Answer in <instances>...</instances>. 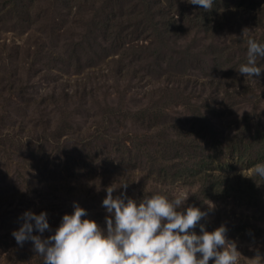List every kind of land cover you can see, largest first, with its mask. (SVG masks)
I'll list each match as a JSON object with an SVG mask.
<instances>
[{
  "label": "rangeland",
  "instance_id": "1",
  "mask_svg": "<svg viewBox=\"0 0 264 264\" xmlns=\"http://www.w3.org/2000/svg\"><path fill=\"white\" fill-rule=\"evenodd\" d=\"M244 29H248L243 36ZM264 0H0V264H43L12 235L74 202L106 228L107 187L138 202L179 190L264 264ZM264 68V57L257 59ZM209 264H212L210 260Z\"/></svg>",
  "mask_w": 264,
  "mask_h": 264
},
{
  "label": "clouds",
  "instance_id": "2",
  "mask_svg": "<svg viewBox=\"0 0 264 264\" xmlns=\"http://www.w3.org/2000/svg\"><path fill=\"white\" fill-rule=\"evenodd\" d=\"M215 0H191L192 4L211 9ZM248 29H244L243 36ZM247 61L238 72L259 79L264 68L257 59L264 57V43L247 40ZM254 175L264 178V161L252 166ZM125 191L108 186L102 201L109 214L106 228L95 220L84 218L87 210L74 202V212L65 214L55 233L47 238L34 235L50 230L48 213L28 210L22 214V225L12 232L20 246L32 241L34 251L43 257V264H237L242 256L235 242L226 237L227 228L221 225L208 231L199 224L200 233L189 231L207 215L199 207H184L189 195L183 190L169 198L154 194L137 201ZM253 260H264L259 253Z\"/></svg>",
  "mask_w": 264,
  "mask_h": 264
}]
</instances>
